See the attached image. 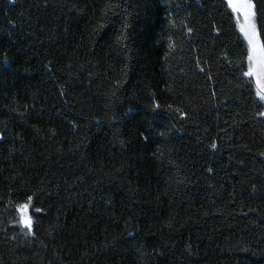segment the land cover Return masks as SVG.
I'll return each instance as SVG.
<instances>
[{
    "label": "trees",
    "instance_id": "obj_1",
    "mask_svg": "<svg viewBox=\"0 0 264 264\" xmlns=\"http://www.w3.org/2000/svg\"><path fill=\"white\" fill-rule=\"evenodd\" d=\"M247 54L224 0H0V264H264Z\"/></svg>",
    "mask_w": 264,
    "mask_h": 264
},
{
    "label": "snow or ice",
    "instance_id": "obj_2",
    "mask_svg": "<svg viewBox=\"0 0 264 264\" xmlns=\"http://www.w3.org/2000/svg\"><path fill=\"white\" fill-rule=\"evenodd\" d=\"M227 7L236 17L239 32L242 34L248 46V69L243 74L254 78L257 88V96L264 101V40L257 27V10L253 0H226ZM158 108L159 105L157 104ZM264 116V112L260 113ZM147 139V137H145ZM216 146L213 145V148ZM33 197L29 196L27 202L17 207L21 224L32 234L33 219L31 215ZM36 213H41L42 209L36 208Z\"/></svg>",
    "mask_w": 264,
    "mask_h": 264
},
{
    "label": "rangeland",
    "instance_id": "obj_3",
    "mask_svg": "<svg viewBox=\"0 0 264 264\" xmlns=\"http://www.w3.org/2000/svg\"><path fill=\"white\" fill-rule=\"evenodd\" d=\"M225 1V3H226V0H224ZM227 4V3H226ZM229 9V8H228ZM229 11L231 12V10L229 9ZM231 14L233 15V17H234V20H235V23H236V17H235V15L231 12ZM236 28H237V31H238V33H239V35L241 36V38L243 39V41L245 42V44H246V46H247V42L244 40V38H243V36H242V34L239 32V28H238V25H237V23H236ZM247 52H248V46H247ZM247 65H248V61H247ZM247 69H248V66H247ZM249 79H251V81L253 82V84H254V87H255V91H256V95H257V88H256V85H255V80H254V78H250V77H248ZM258 97V96H257ZM258 99L260 100V98L258 97ZM262 103H263V106H264V101H262V100H260ZM264 112V111H263ZM18 213V212H17ZM18 220H19V225L22 227V229L23 230H25L26 232H28V229L27 228H25L22 224H21V222H20V218H19V213H18ZM29 233V232H28Z\"/></svg>",
    "mask_w": 264,
    "mask_h": 264
}]
</instances>
